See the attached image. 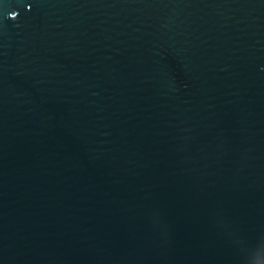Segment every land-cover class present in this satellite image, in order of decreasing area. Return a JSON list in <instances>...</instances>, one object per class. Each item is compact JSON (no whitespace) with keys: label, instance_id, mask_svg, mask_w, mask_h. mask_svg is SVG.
Listing matches in <instances>:
<instances>
[{"label":"water","instance_id":"95a60500","mask_svg":"<svg viewBox=\"0 0 264 264\" xmlns=\"http://www.w3.org/2000/svg\"><path fill=\"white\" fill-rule=\"evenodd\" d=\"M0 264H264V0H0Z\"/></svg>","mask_w":264,"mask_h":264}]
</instances>
